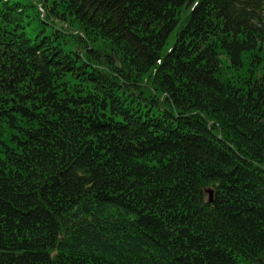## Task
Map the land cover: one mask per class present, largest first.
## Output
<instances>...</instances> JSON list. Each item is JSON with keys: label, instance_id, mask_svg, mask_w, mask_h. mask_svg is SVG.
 <instances>
[{"label": "trees", "instance_id": "16d2710c", "mask_svg": "<svg viewBox=\"0 0 264 264\" xmlns=\"http://www.w3.org/2000/svg\"><path fill=\"white\" fill-rule=\"evenodd\" d=\"M0 264H264V0H0Z\"/></svg>", "mask_w": 264, "mask_h": 264}, {"label": "water", "instance_id": "95a60500", "mask_svg": "<svg viewBox=\"0 0 264 264\" xmlns=\"http://www.w3.org/2000/svg\"><path fill=\"white\" fill-rule=\"evenodd\" d=\"M206 192H207L208 195H209V201H210V200H211L212 191H211L210 189H208Z\"/></svg>", "mask_w": 264, "mask_h": 264}]
</instances>
